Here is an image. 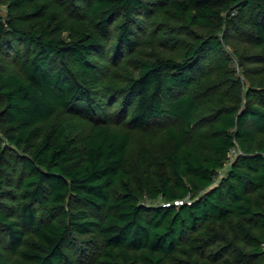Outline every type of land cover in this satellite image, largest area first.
I'll return each instance as SVG.
<instances>
[{
    "label": "trees",
    "instance_id": "16d2710c",
    "mask_svg": "<svg viewBox=\"0 0 264 264\" xmlns=\"http://www.w3.org/2000/svg\"><path fill=\"white\" fill-rule=\"evenodd\" d=\"M0 247L264 264V0H0Z\"/></svg>",
    "mask_w": 264,
    "mask_h": 264
},
{
    "label": "rangeland",
    "instance_id": "374dc122",
    "mask_svg": "<svg viewBox=\"0 0 264 264\" xmlns=\"http://www.w3.org/2000/svg\"><path fill=\"white\" fill-rule=\"evenodd\" d=\"M230 66L231 67H234L235 69H237L238 68V66L236 65V62H235V60H232V64L230 63ZM63 114V113H62ZM59 116H61L62 118H64V116L65 115H59ZM57 120V117H55L54 118V121H56ZM163 123V126H165L164 124H171V125H176V121H174V120H171V119H168V121L166 122V120L164 121V122H162ZM154 142L156 143V140H154ZM155 143H153L154 144V146H150L151 147V149H149V152L150 153H152V152H157V147H156V145H155ZM140 144V140L138 139L137 140V146L135 147V145L134 146H132L131 147V152H130V156H129V160H130V162L134 165V164H136V163H139V148H138V145ZM1 248V247H0Z\"/></svg>",
    "mask_w": 264,
    "mask_h": 264
},
{
    "label": "built area",
    "instance_id": "2783aa9c",
    "mask_svg": "<svg viewBox=\"0 0 264 264\" xmlns=\"http://www.w3.org/2000/svg\"><path fill=\"white\" fill-rule=\"evenodd\" d=\"M176 203H180V201H179V202H178V201H175V204H176Z\"/></svg>",
    "mask_w": 264,
    "mask_h": 264
}]
</instances>
